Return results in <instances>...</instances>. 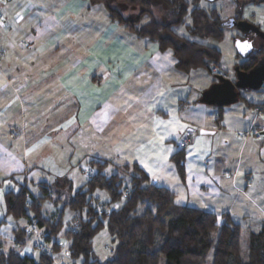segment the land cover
<instances>
[{"label": "crops", "instance_id": "crops-1", "mask_svg": "<svg viewBox=\"0 0 264 264\" xmlns=\"http://www.w3.org/2000/svg\"><path fill=\"white\" fill-rule=\"evenodd\" d=\"M7 5L5 15L9 23L6 26L4 21L0 22V30L6 34L9 50L0 51V66L5 70L0 72V80L16 95L27 96L24 106L31 112L36 111V106L40 107L45 122L42 127L47 128L46 133L31 142L30 151L50 143L54 136L61 146L73 135L78 136L79 129L84 127L92 128L94 134H105L106 145L123 143L128 130L147 131L144 139L147 145H153L150 151L155 153L153 159L141 160L143 164L132 161L121 165L105 160L112 163L114 169L135 163L147 175L149 173V177L150 174L161 177L171 170L167 167L171 156L182 149L179 138L189 129H201L203 132L192 139L184 155L195 156L196 148L204 149V156L197 159L200 167L196 168L203 172V161L210 156L214 145L230 150L233 143L238 145L236 158L228 162L235 163L233 170L226 165L221 174L222 180H229L234 186L238 179L239 156L246 146L253 156L260 152L264 157V102L259 104L243 97V104L235 109L204 105L200 102L201 93L214 84L208 73L203 70L179 72L169 51L160 52L155 44L137 39L111 23L106 10L98 5L90 6L84 0H50L44 8L36 0H13ZM32 16L38 19L34 26H21ZM1 40L0 37V47H4ZM204 43L217 48L212 40ZM216 74L222 73L216 69ZM261 92L260 89L257 94ZM130 96L134 97L132 104L128 102ZM170 108L172 118L167 110ZM37 119L32 117L27 126L34 136ZM24 130L25 126L22 133ZM14 132L15 137L17 129ZM246 133L251 136L244 138ZM26 140L25 137V145ZM25 149L28 156L30 151ZM119 149L116 148L117 152ZM216 159H220L219 156ZM159 160H164V165L159 164ZM35 169L26 164L23 152L18 154L9 146L1 147L0 171L4 176L12 180L13 175L22 176L26 184L29 170L35 172ZM156 184L169 189L165 177ZM253 204L262 214L261 226L258 221L242 220L240 216L231 220L242 228L247 222L254 226L253 233H258L264 226V212ZM34 229L36 227L30 226L26 237ZM38 244L41 240L32 246L24 244L19 233L11 250L23 256H35ZM60 245L58 252L50 253L53 264H70L67 242Z\"/></svg>", "mask_w": 264, "mask_h": 264}, {"label": "trees", "instance_id": "trees-1", "mask_svg": "<svg viewBox=\"0 0 264 264\" xmlns=\"http://www.w3.org/2000/svg\"><path fill=\"white\" fill-rule=\"evenodd\" d=\"M84 1L90 6H104L111 23L137 39L155 44L160 52L169 51L176 60L175 67L179 72L203 70L216 82V69L220 68L222 53L204 41H222L229 22L216 9L200 7L202 0H115L120 6L129 5L138 9L133 18L124 17L121 10L111 7L110 0ZM240 1L241 8L247 2L264 4V0ZM152 9L159 14H154ZM241 16V10H238L233 20H243ZM186 17L190 19L189 25L185 24ZM145 18L148 20L143 22ZM181 25H185L188 38L174 32V28ZM263 53L264 50L254 49L237 64V71L248 72ZM236 57L241 58L237 54ZM243 100L239 93L237 101ZM170 160L179 178L184 180L183 148L174 153ZM88 163L95 173L65 204L78 214L73 227L63 236L67 242L66 253L70 264H205L212 247L211 264H264V226L258 233H247L248 258L242 261L244 229L235 224L227 213L219 216L221 224L218 225L215 213L176 204L175 194L152 183L135 163L115 167L110 176L105 174V170L112 166L109 161L91 160ZM68 184L70 182L66 181L65 185ZM43 190L42 196L35 197L26 184H21L17 191L4 194L6 215L15 220L27 219L29 226L42 232L41 244L35 247V256H23L9 250L0 253V264H53L50 253H56L61 248L58 236L62 221L61 217L49 219L42 216L43 203L53 201L49 189ZM96 190L107 192L110 204L123 200L122 206L106 211L93 199ZM103 230L114 248L106 260L100 261L93 241ZM27 231V227L18 231L23 240Z\"/></svg>", "mask_w": 264, "mask_h": 264}, {"label": "rangeland", "instance_id": "rangeland-1", "mask_svg": "<svg viewBox=\"0 0 264 264\" xmlns=\"http://www.w3.org/2000/svg\"><path fill=\"white\" fill-rule=\"evenodd\" d=\"M38 5L42 3L43 8L50 2V0H36ZM33 4L34 1H32ZM4 4L0 6V15L3 17L4 23H9L8 17L5 15L8 5ZM111 7L122 11L124 17H135L138 9H133L131 6H120L115 0H110ZM204 9H216L220 16L226 19L228 22L236 16L237 11L241 10L242 19L252 25L258 26L264 30V4H255L247 2L245 6L241 8L240 0H202L199 4ZM102 9L104 6L98 5ZM154 14H159L158 11L152 9ZM145 18L143 21L146 22ZM38 22L35 16H32L30 20L21 24L24 26H34ZM190 19L186 17L185 24L189 25ZM174 32L177 35L187 37L185 25L177 26L174 28ZM264 33V32H263ZM243 34L235 28H228L225 33V37L220 42H215L216 47L222 53V59L220 62V71L225 76L235 79L236 66L243 61V58L236 57L235 43L237 39H242ZM248 36L251 39L262 42L254 33L250 32ZM0 37L4 47H0V51L9 50L7 44L6 34L0 30ZM14 41V40H13ZM6 45V46H5ZM22 47L25 48L26 44L22 42ZM15 45V50H17ZM1 58V57H0ZM5 72L4 67L0 66V72ZM20 71V70H19ZM201 71V70H199ZM23 72V71H20ZM211 79V78H210ZM194 79L192 78L191 82ZM191 84V83H190ZM264 91V84L261 87ZM262 91V92H263ZM261 92V93H262ZM242 97H245L248 101L258 102L261 104L264 102V96L257 94L255 91H240ZM260 95V96H259ZM16 95L15 92L0 80V149L1 147H10L12 152L21 154L23 152L24 160L26 164L31 168L36 167L35 172L29 170V176L25 183L28 186L33 196H42L43 189L47 188L50 191L52 197L51 201L43 203L41 208L42 216L49 219H57L61 217L62 230L59 234L58 242L64 243L66 240L63 238L64 233L70 230L78 215L71 211L65 204L70 200V197L84 184L90 171H95L89 167L88 161L91 160H112L115 164H123L125 162H142L141 160H149L155 153L150 152L153 149V145H147L144 135L147 131L128 130L123 137V143L117 144H105V134L96 132L94 134L93 129L84 127L79 129L78 136H72L61 146L56 143V137H51L52 141L48 144L41 145L39 148L30 151L32 143L35 139L44 134L47 128L42 127L45 122L41 118V109L36 106V111L31 112L29 108L24 106L26 95ZM133 96L128 98V102L132 104ZM256 100V101H255ZM263 100V101H262ZM23 103V106L21 104ZM242 101H237L234 104L227 106L225 109H235L237 105H242ZM169 115L173 113V109H167ZM36 116L38 128L34 134L30 133L27 129L30 124L29 120ZM172 118L173 115L171 114ZM25 126L27 132L22 133V128ZM28 126V127H27ZM17 129L18 133L14 137V130ZM194 132L192 139H194L198 133L203 132L201 129H189ZM205 131V130H204ZM89 132L91 135H89ZM46 133V132H45ZM86 133V134H84ZM85 135V140H84ZM92 135H95L92 137ZM241 136L243 134H240ZM13 136V137H12ZM24 136V139H23ZM251 136V135H249ZM26 137V145H25ZM234 137V136H233ZM243 138V137H242ZM84 140V141H83ZM191 143V142H190ZM184 147V152H187V148L190 145ZM237 143V142H236ZM238 142L237 144H239ZM174 147L173 144H171ZM29 149L30 153L26 156V149ZM116 148H121L117 152ZM238 145L232 144L231 150L228 148H220V146L214 145L210 151V156L205 157L203 161V172L197 170L200 167L198 158L204 156V149H195L196 155H184V180L182 181L176 171L175 165L171 162L169 167L171 170L166 171L164 176H157L150 174V180L152 183H157L160 178H166V184L169 189L175 194V202L177 204L187 205L201 210L219 213L218 225L221 224L220 215L228 213L230 218H236L240 216L242 220L247 219L249 221H258L261 226L263 218L262 214L257 211V204L262 212H264V157L256 153L255 156L250 152V147L246 146L245 150L241 152L237 165L238 179L236 182V188L230 183L229 180H222L221 174L223 173V167L227 165V168L233 170L234 164H229L231 158H236V152ZM250 150V151H249ZM9 151V150H8ZM202 154V155H201ZM208 153H206L207 156ZM219 156L220 159H216ZM153 159V158H152ZM151 162V161H150ZM159 164L164 165V160L157 161ZM156 163V160L154 161ZM143 164V162H142ZM194 165V167L192 166ZM148 166V165H147ZM229 170V169H227ZM190 171V172H189ZM114 172V168L110 166L105 170V174L110 176ZM232 172V171H231ZM171 174V177H168ZM122 175V173L120 174ZM149 175V173H148ZM13 180L8 176H4L0 171V252H7L13 248V241L18 237L19 230L27 227L29 224L27 219H13L6 215L3 196L8 191H17L19 185L23 184L22 176L13 175ZM69 181L70 186L65 185V182ZM199 185L203 186L199 187ZM199 188L201 190H199ZM93 199H96V203L100 207H104L106 211L112 209H118L122 206V201L110 204V197L107 192L103 190H96L93 193ZM255 206V207H254ZM258 208V207H257ZM244 238L241 241V258L242 261H246L248 258L247 249V233L255 231L254 226L244 223ZM42 230L34 229L30 235L24 239V244L32 246L33 243L41 240L40 234ZM215 240L216 234L213 235ZM93 247L96 255L100 261L107 259L108 254L113 250L114 245L111 242L106 231H101L93 241ZM31 248V247H29ZM214 248L212 247L206 257L205 264H211L213 259Z\"/></svg>", "mask_w": 264, "mask_h": 264}, {"label": "water", "instance_id": "water-1", "mask_svg": "<svg viewBox=\"0 0 264 264\" xmlns=\"http://www.w3.org/2000/svg\"><path fill=\"white\" fill-rule=\"evenodd\" d=\"M228 27L230 29H237L243 34V36H247L250 32H252L264 42V33L260 31L258 26L252 25L247 21H235L231 19ZM238 42L241 45H250V47H247L242 51L241 48L237 46ZM235 50L239 57L245 59L254 51V47L252 42L247 38L237 39L235 43ZM263 84L264 57H261L256 65L248 72L237 71L236 69L235 81L225 75H217L216 82L201 93L200 102L207 106L227 107L237 102L241 90L258 91L261 89Z\"/></svg>", "mask_w": 264, "mask_h": 264}, {"label": "built area", "instance_id": "built-area-1", "mask_svg": "<svg viewBox=\"0 0 264 264\" xmlns=\"http://www.w3.org/2000/svg\"><path fill=\"white\" fill-rule=\"evenodd\" d=\"M13 0H0V6H3L4 4H7ZM0 22L3 23V17L0 15ZM263 91V90H262ZM262 95L264 96V91L262 92ZM194 132L191 130L186 131L180 138H179V146L181 148H184L186 145H188L192 141V136ZM249 136V133L244 134V138H247ZM91 174L95 173V171H90ZM90 174V175H91ZM88 175L87 178L90 176Z\"/></svg>", "mask_w": 264, "mask_h": 264}, {"label": "flooded vegetation", "instance_id": "flooded-vegetation-1", "mask_svg": "<svg viewBox=\"0 0 264 264\" xmlns=\"http://www.w3.org/2000/svg\"><path fill=\"white\" fill-rule=\"evenodd\" d=\"M245 38L249 39L252 42L254 49L259 50V51H263L264 50V42H263V40H262V42H259L258 40L251 39L248 35L247 36H242V39H245ZM262 57H264V53H263ZM232 80L235 81L234 78Z\"/></svg>", "mask_w": 264, "mask_h": 264}, {"label": "snow or ice", "instance_id": "snow-or-ice-1", "mask_svg": "<svg viewBox=\"0 0 264 264\" xmlns=\"http://www.w3.org/2000/svg\"><path fill=\"white\" fill-rule=\"evenodd\" d=\"M237 46L240 47L242 51H243L244 49H246L247 47H250V45H247V44H243V45H241L239 42L237 43Z\"/></svg>", "mask_w": 264, "mask_h": 264}]
</instances>
